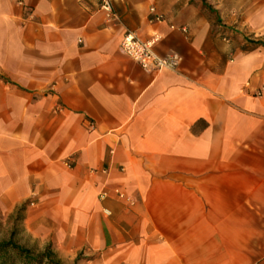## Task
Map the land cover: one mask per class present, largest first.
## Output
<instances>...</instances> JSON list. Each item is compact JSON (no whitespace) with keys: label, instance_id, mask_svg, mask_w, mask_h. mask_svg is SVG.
I'll use <instances>...</instances> for the list:
<instances>
[{"label":"crops","instance_id":"0c3cea01","mask_svg":"<svg viewBox=\"0 0 264 264\" xmlns=\"http://www.w3.org/2000/svg\"><path fill=\"white\" fill-rule=\"evenodd\" d=\"M102 1L0 0V222L61 264H264V0Z\"/></svg>","mask_w":264,"mask_h":264},{"label":"built area","instance_id":"2783aa9c","mask_svg":"<svg viewBox=\"0 0 264 264\" xmlns=\"http://www.w3.org/2000/svg\"><path fill=\"white\" fill-rule=\"evenodd\" d=\"M101 11L105 13L109 21L119 22L112 0H103ZM151 13L155 15L152 22H164V17L156 15L155 9H151ZM182 31L187 33L185 29ZM159 40V37H155L150 41H144L135 32L127 31L121 42V51L146 72H177L182 64V58L175 53L165 57L157 55L154 49ZM103 196L106 197V194ZM118 196L124 199L120 193H118ZM127 202L133 205V202L128 199Z\"/></svg>","mask_w":264,"mask_h":264},{"label":"trees","instance_id":"16d2710c","mask_svg":"<svg viewBox=\"0 0 264 264\" xmlns=\"http://www.w3.org/2000/svg\"><path fill=\"white\" fill-rule=\"evenodd\" d=\"M0 264H61L51 248L35 254L13 240L0 243Z\"/></svg>","mask_w":264,"mask_h":264},{"label":"rangeland","instance_id":"374dc122","mask_svg":"<svg viewBox=\"0 0 264 264\" xmlns=\"http://www.w3.org/2000/svg\"><path fill=\"white\" fill-rule=\"evenodd\" d=\"M21 213L16 216V218L9 222L8 225L0 222V243L13 240L18 245H23L24 247H29L37 254L38 247L35 246L29 237L24 235L20 225L22 220Z\"/></svg>","mask_w":264,"mask_h":264}]
</instances>
